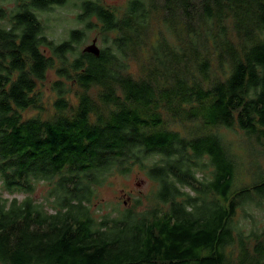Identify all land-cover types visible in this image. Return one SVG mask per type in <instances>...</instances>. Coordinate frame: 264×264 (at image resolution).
<instances>
[{"label":"trees","instance_id":"obj_1","mask_svg":"<svg viewBox=\"0 0 264 264\" xmlns=\"http://www.w3.org/2000/svg\"><path fill=\"white\" fill-rule=\"evenodd\" d=\"M66 2L22 0L0 28V264H264V229L235 223L264 205V0H82L98 57H70L84 30L43 34L35 12ZM133 168L147 205L96 218Z\"/></svg>","mask_w":264,"mask_h":264},{"label":"rangeland","instance_id":"obj_2","mask_svg":"<svg viewBox=\"0 0 264 264\" xmlns=\"http://www.w3.org/2000/svg\"><path fill=\"white\" fill-rule=\"evenodd\" d=\"M82 0H67L62 6H54L49 10L37 13V17L42 25V32L49 40L54 43H60L66 40L71 30H84V38L74 45V52L70 55H79L83 49L92 44L96 40V46L99 50L102 49V43L99 39L98 28L93 25L84 29V25L78 21L80 14V3ZM106 6L115 11H122L128 0H101ZM96 21L93 19L92 24ZM56 77L53 71L47 75L46 81L40 87L42 92V108L43 115L52 111V104L55 99V94L48 89L50 82L52 83ZM60 80V79H59ZM37 111L27 110L22 113V116L29 118L37 115ZM39 114V113H38ZM236 136H234L235 138ZM50 189L48 183H38L36 192L32 195L34 199L43 200ZM157 191V185L149 180L144 172L133 168L126 175H114L110 177L102 188H98L97 197L93 200L91 211L95 213L96 218L118 208H129L135 202L141 201L142 207L147 205L145 198L151 196ZM18 199L21 195L16 196ZM141 208V207H140ZM236 225L243 228L248 233L251 230L261 231L264 229V205L261 210L253 211L251 216L239 212L235 218Z\"/></svg>","mask_w":264,"mask_h":264},{"label":"flooded vegetation","instance_id":"obj_3","mask_svg":"<svg viewBox=\"0 0 264 264\" xmlns=\"http://www.w3.org/2000/svg\"><path fill=\"white\" fill-rule=\"evenodd\" d=\"M26 13H29L26 10ZM41 13L40 11L35 12ZM25 17V4L22 5V0H0V28L9 31L12 26L14 17ZM37 17V16H36ZM38 19V17H37ZM39 20V19H38Z\"/></svg>","mask_w":264,"mask_h":264},{"label":"water","instance_id":"obj_4","mask_svg":"<svg viewBox=\"0 0 264 264\" xmlns=\"http://www.w3.org/2000/svg\"><path fill=\"white\" fill-rule=\"evenodd\" d=\"M82 52L90 54V55H92L94 57H98L99 54H100V50L96 46V40H93L92 44L87 46L86 48H84Z\"/></svg>","mask_w":264,"mask_h":264}]
</instances>
